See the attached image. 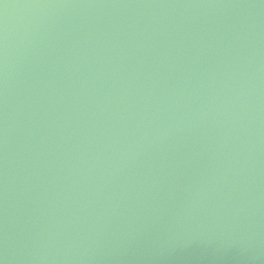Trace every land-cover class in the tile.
Instances as JSON below:
<instances>
[{
	"label": "water",
	"instance_id": "water-1",
	"mask_svg": "<svg viewBox=\"0 0 264 264\" xmlns=\"http://www.w3.org/2000/svg\"><path fill=\"white\" fill-rule=\"evenodd\" d=\"M0 264H264V0H0Z\"/></svg>",
	"mask_w": 264,
	"mask_h": 264
}]
</instances>
